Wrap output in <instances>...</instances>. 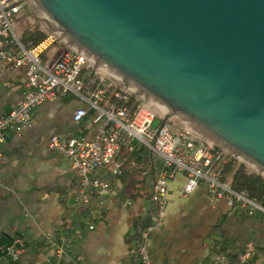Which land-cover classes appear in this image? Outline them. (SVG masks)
Instances as JSON below:
<instances>
[{"label": "crops", "instance_id": "0c3cea01", "mask_svg": "<svg viewBox=\"0 0 264 264\" xmlns=\"http://www.w3.org/2000/svg\"><path fill=\"white\" fill-rule=\"evenodd\" d=\"M24 14L17 16L18 22ZM97 79L86 88L93 89ZM25 80V67L0 63V116L16 108ZM86 106L75 98L45 103L34 110L22 135L5 133L0 157V246L19 240L25 251L19 261L7 259L3 264H48L50 239L73 242L81 264H131L134 222L151 206L159 161L155 155L147 159L143 148L130 152L124 144L115 156L122 175L113 176L108 168L97 170L91 177L105 180L108 188L101 197L92 190L88 204L77 202L80 181L72 161L50 150L49 143L53 136L64 141L92 137L94 112L82 123L73 120L75 110ZM185 183L183 173L172 179L161 220L146 232L153 264H206L218 250L237 256L249 242L264 252L262 219L230 208L225 198L213 201L207 185L184 196ZM216 229L219 232L211 238Z\"/></svg>", "mask_w": 264, "mask_h": 264}, {"label": "water", "instance_id": "95a60500", "mask_svg": "<svg viewBox=\"0 0 264 264\" xmlns=\"http://www.w3.org/2000/svg\"><path fill=\"white\" fill-rule=\"evenodd\" d=\"M83 61L264 177V0H22Z\"/></svg>", "mask_w": 264, "mask_h": 264}, {"label": "built area", "instance_id": "2783aa9c", "mask_svg": "<svg viewBox=\"0 0 264 264\" xmlns=\"http://www.w3.org/2000/svg\"><path fill=\"white\" fill-rule=\"evenodd\" d=\"M24 7L22 0H0V63L26 68L21 100L15 109L0 116V157L5 133L22 135L37 107L75 98L87 106L75 110L74 122L82 123L90 112H94V135L67 141L53 136L49 148L72 161L80 181L77 202L88 204L92 190L101 197L108 183L91 176L97 170L106 168L113 176H120L122 169L115 160L116 153L124 144L128 151L133 152L135 147L132 142L139 141L143 146L140 148H145L159 161L155 166L156 178L151 198L158 213L156 223L161 220L168 205L170 183L178 173L186 176L182 189L184 196L192 194L201 185H207L213 201L225 198L230 208L247 217L264 216V203L251 198L246 191H235L231 178L224 177L225 165L234 158L188 129L174 132L169 121L164 122L165 119H160L154 109L121 85L114 88L104 78L97 77L95 88L88 90L86 79L93 73L90 65L63 42L60 41L65 48L58 57H43L52 43L58 41L55 36L48 37L46 41L52 40L49 45L25 46L17 29V16ZM157 122L160 123L158 126ZM90 229L94 227L90 226ZM146 239L145 233V242L132 247L129 254L141 264H153ZM50 244L52 252L48 264H81V257L73 253V242L50 239ZM24 251V244L19 240L1 245L0 264L7 259L19 261ZM256 258L264 264V252H260L254 242H249L237 256L217 252L206 264H254Z\"/></svg>", "mask_w": 264, "mask_h": 264}, {"label": "trees", "instance_id": "16d2710c", "mask_svg": "<svg viewBox=\"0 0 264 264\" xmlns=\"http://www.w3.org/2000/svg\"><path fill=\"white\" fill-rule=\"evenodd\" d=\"M22 12H26V6ZM26 15H22L19 21L24 19ZM48 39V36L40 30H33L27 28L21 35V42L27 47H36L44 43ZM46 58V53L43 55ZM95 74L91 73L86 79V85L89 84L91 80L95 78ZM98 83V79L95 81ZM95 88V86L93 87ZM145 157L148 159H153V155L149 152H145ZM122 175V174H121ZM120 175V176H121ZM224 177H230L232 181V188L235 191H246L249 196L260 203H264V177L260 174L249 173L247 167L244 164H237L234 160L227 163L223 170ZM152 204V203H151ZM147 215L144 217H139L134 222L135 232L132 235L133 247L139 243H144L145 233L155 224V210L153 204L147 210ZM77 222L73 224L76 227ZM223 236L224 234L220 232ZM218 245L215 244L214 247ZM213 247V248H214ZM217 248V247H216ZM131 250V249H130ZM217 251V249H216ZM131 264H141L139 260L134 261L133 257H129Z\"/></svg>", "mask_w": 264, "mask_h": 264}, {"label": "rangeland", "instance_id": "374dc122", "mask_svg": "<svg viewBox=\"0 0 264 264\" xmlns=\"http://www.w3.org/2000/svg\"><path fill=\"white\" fill-rule=\"evenodd\" d=\"M25 15L26 17L22 20H20L17 24V29H18V32L20 33V37L22 35V33L27 29H33V30H40L42 31L43 33H45L48 37L49 36H53L26 8V12H25ZM58 41H56L55 43L53 42L52 45L49 47V51H48V57H52V56H55L57 57V55L60 54V52L65 48L64 45L61 44L60 40L57 39ZM49 42H52V40H49ZM90 70L95 73L96 77L98 78H104V81H106L107 83L109 84H112L113 87H121L118 83H116L115 81H113L112 79L108 78L107 76H105L104 74H102L101 72H99L98 70H96L95 68L91 67L90 66ZM145 104H147L148 106H150L152 109H154L157 114H158V117L161 119H165L167 117L166 114H164L163 112L159 111L158 109H156L155 107H153L152 105H150L149 103H147L146 101L142 100ZM171 127H172V130L174 132H180L184 129H187L186 127H184L183 125H181L180 123L176 122L175 120H173L172 118H169L168 119ZM160 123L157 122L156 123V126H158ZM189 130V129H188ZM204 140V139H203ZM206 141V140H205ZM132 145L135 147V148H140V147H143L141 145V143L139 141H134L132 142ZM143 150H146L145 148H143ZM123 153L125 155H128L129 153L127 152V150H124ZM237 164H239L240 162H238L237 160H234ZM241 164V163H240ZM247 169H249L247 167ZM249 171L251 172H254L252 171L251 169H249ZM255 173V172H254ZM257 174V173H256ZM134 180V178L132 179ZM151 203H152V200H151ZM152 205V204H151ZM156 214L158 215V213L156 212ZM259 219H262L264 221V216L263 215H259L258 216ZM219 232V229H216L214 234H210V237L211 238H214L216 236V234ZM215 243L217 244V242L215 241ZM215 245V244H214ZM217 247V248H216ZM214 247V251H216V249L218 250V245ZM219 251V250H218ZM217 251V252H218Z\"/></svg>", "mask_w": 264, "mask_h": 264}]
</instances>
